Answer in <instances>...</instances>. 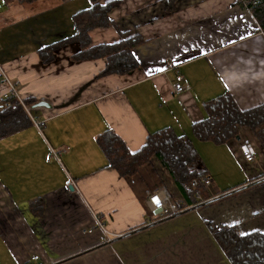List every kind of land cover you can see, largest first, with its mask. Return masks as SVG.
Listing matches in <instances>:
<instances>
[{
  "label": "crops",
  "instance_id": "1",
  "mask_svg": "<svg viewBox=\"0 0 264 264\" xmlns=\"http://www.w3.org/2000/svg\"><path fill=\"white\" fill-rule=\"evenodd\" d=\"M94 2L119 6L113 26L90 32L92 44L138 36V67L98 77L105 59L73 61L77 43L43 65L38 50L71 36L72 16ZM0 69L22 99L49 105L35 112L41 132L31 124L0 140V264H230L207 224L264 234V149L254 134L241 128L224 145L191 134L203 104L224 92L242 111L264 105V32L235 0H0ZM175 84L189 89L176 94ZM7 92L0 77V101ZM164 128L192 140L207 172L196 204L156 159L121 177L95 143L111 130L135 153ZM239 140L255 147L253 163ZM160 189L186 210L151 214L147 196Z\"/></svg>",
  "mask_w": 264,
  "mask_h": 264
},
{
  "label": "trees",
  "instance_id": "2",
  "mask_svg": "<svg viewBox=\"0 0 264 264\" xmlns=\"http://www.w3.org/2000/svg\"><path fill=\"white\" fill-rule=\"evenodd\" d=\"M20 5L39 3L42 0H14ZM256 6L251 15L259 29L264 32V0H254ZM118 2L104 5L93 3L88 9L75 13L72 18L74 32L71 36L44 46L38 50L43 65L50 64L55 51L70 44L77 43L79 52L72 57L75 62L105 59V68L98 77L123 75L138 67L134 49L143 44L138 36L123 37L111 44L93 45L90 32L97 28L113 26L109 19ZM5 100V99H4ZM0 101V140L31 126V120L24 110L3 109ZM16 103L13 97L7 99ZM33 105L32 99L24 100ZM204 119L191 126L192 137L200 142L224 145L239 136L241 128H248L264 149V105L250 110H240L232 97L224 92L209 100L202 106ZM95 143L103 154L107 167L114 169L121 177H132L145 164L156 159L167 171L183 197H189V204H196V193L206 198L205 181L207 172L192 140L184 135H177L172 128H164L148 135L145 145L137 152L130 153L123 142L111 131L106 130L97 135ZM182 207V205H179ZM207 227L230 264H264V234L250 232L240 234L236 227Z\"/></svg>",
  "mask_w": 264,
  "mask_h": 264
},
{
  "label": "built area",
  "instance_id": "3",
  "mask_svg": "<svg viewBox=\"0 0 264 264\" xmlns=\"http://www.w3.org/2000/svg\"><path fill=\"white\" fill-rule=\"evenodd\" d=\"M237 2V4L240 5L241 9L245 12H247L251 17V10L254 6H256V1L254 0H235ZM0 77H1V81L5 84L8 85V92L7 94L3 97L4 102H2V108L3 109H16L17 106H20L24 112L27 114V116L29 117V119L31 120L32 125L39 131L41 132L42 128L44 127V120H40L38 118H36L35 116V112L36 110H38L39 108H35L33 107V105H27L24 102V99H22L19 95V93L17 92V83L16 82H12L9 81L6 76L4 75V73L1 71L0 69ZM189 87L187 85H182V84H175L173 86V90L176 94H180L183 93L185 91H188ZM10 97H13L16 100V103H12L11 101L7 100ZM238 142V146H237V150L238 153L240 154L241 158L243 159L244 162L246 163H253L256 159V155H257V151L255 149V147H253L251 144L249 143H244L241 142L240 140L237 141ZM53 156L57 159V154H55L54 152L52 153ZM210 182L208 180L205 181V186H209ZM197 199H200V196L198 193H196L195 196ZM147 208L149 210V212L151 214H153V212L155 211H160L159 212V216L161 219H169L172 218L182 212H184L186 209H182L179 207V204L177 202H175L170 194L165 190V189H160L156 192H153L151 194H149L147 196ZM96 221V225L97 227H99L103 232H105L104 230V225L102 224V222L99 220L98 217H95ZM38 261V257L37 256H33L31 257L27 264H32L34 262Z\"/></svg>",
  "mask_w": 264,
  "mask_h": 264
},
{
  "label": "water",
  "instance_id": "4",
  "mask_svg": "<svg viewBox=\"0 0 264 264\" xmlns=\"http://www.w3.org/2000/svg\"><path fill=\"white\" fill-rule=\"evenodd\" d=\"M48 106L49 105L46 102H43V101H39V102L33 104V107H35V108L48 107ZM237 139H239V138H237ZM69 190H73V187L72 186H69ZM159 212L160 211L158 210V211L153 212V214L154 215H157V214H159Z\"/></svg>",
  "mask_w": 264,
  "mask_h": 264
},
{
  "label": "rangeland",
  "instance_id": "5",
  "mask_svg": "<svg viewBox=\"0 0 264 264\" xmlns=\"http://www.w3.org/2000/svg\"><path fill=\"white\" fill-rule=\"evenodd\" d=\"M154 160H155V159H154ZM154 160H153V161H154ZM155 161H156V160H155ZM150 162H152V160H151Z\"/></svg>",
  "mask_w": 264,
  "mask_h": 264
}]
</instances>
